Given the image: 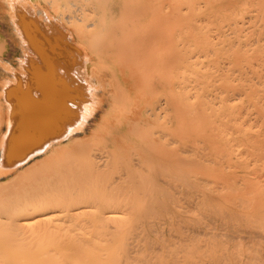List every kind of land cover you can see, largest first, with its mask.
I'll list each match as a JSON object with an SVG mask.
<instances>
[{
  "label": "bare ground",
  "instance_id": "6f19581e",
  "mask_svg": "<svg viewBox=\"0 0 264 264\" xmlns=\"http://www.w3.org/2000/svg\"><path fill=\"white\" fill-rule=\"evenodd\" d=\"M42 91L0 264H245L208 217L264 235V0H0V112Z\"/></svg>",
  "mask_w": 264,
  "mask_h": 264
},
{
  "label": "rangeland",
  "instance_id": "374dc122",
  "mask_svg": "<svg viewBox=\"0 0 264 264\" xmlns=\"http://www.w3.org/2000/svg\"><path fill=\"white\" fill-rule=\"evenodd\" d=\"M24 68L19 70L23 74L28 71V67L23 63ZM51 97L43 91L34 95L33 101L27 105H5L0 112V174L2 169L14 171L15 177L7 181V191L10 193L14 186L17 188L20 183L16 178L20 173L29 174V177L36 183L39 177L37 164V149L42 147V142L29 143L27 148L21 145L22 134L20 130L24 124H32L35 131L44 132L51 125V133L54 131L55 113ZM38 136L36 133L34 136ZM40 135V134H39ZM32 136V135H31ZM37 147V148H36ZM30 150V151H29ZM27 153V154H26ZM1 180V177H0ZM247 210L243 218L250 215ZM247 215V216H246ZM208 222L215 232L224 233L223 238L228 242L230 252L237 253L245 264H255L258 253L252 248L256 246L259 250L264 249V235L254 228L248 221H224L213 217H208Z\"/></svg>",
  "mask_w": 264,
  "mask_h": 264
}]
</instances>
